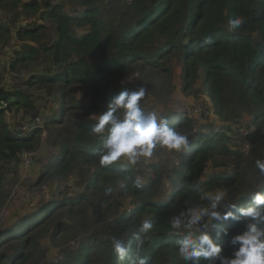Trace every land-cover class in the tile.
I'll return each instance as SVG.
<instances>
[{
  "label": "trees",
  "instance_id": "1",
  "mask_svg": "<svg viewBox=\"0 0 264 264\" xmlns=\"http://www.w3.org/2000/svg\"><path fill=\"white\" fill-rule=\"evenodd\" d=\"M76 2L77 9L70 12L58 0H0V77L28 72L24 89L0 88V187L8 167L40 147L44 128L56 131L53 144L58 149L46 170L63 177L75 172L86 177L82 193L52 201L0 232V241L15 239L19 245L14 252L1 254L0 264H28L44 238L63 242L73 229L75 208L84 204H92L93 214L105 221L96 249L80 246L64 263L52 264H135L137 258L146 264H185L177 256L179 237L171 228L172 217L187 208L207 207L210 202L202 199L206 192L236 188L243 175L228 169L229 164L246 159L232 147L234 130L229 122L248 118L254 128L247 135L252 143L264 131V0ZM112 3L117 10L108 6ZM235 17L245 23L230 32L228 21ZM175 57L185 88L200 80L198 90L220 124L194 128V137L178 153L179 164L168 187L155 197L154 179L142 182L141 188L135 185L140 162L100 165L98 151L107 126L103 135L91 134L89 128L96 122L91 115L106 112L121 91H133L125 82L129 73L149 70L170 75L169 60ZM31 89L50 100L57 98L58 107L42 125L35 123L24 132L9 124L5 113L34 110ZM76 89L86 102H79ZM165 117L169 127L181 133L193 129L181 114ZM262 181L251 193L232 196L227 205L246 207L252 193L264 191ZM144 220L153 227L139 233ZM243 229L241 221L229 219L214 222L208 231L223 255L231 256L235 251L231 237ZM224 230L228 234L217 237ZM113 236L129 249L123 261L112 248ZM138 239L143 240L139 247ZM200 264L209 262L201 258Z\"/></svg>",
  "mask_w": 264,
  "mask_h": 264
},
{
  "label": "rangeland",
  "instance_id": "2",
  "mask_svg": "<svg viewBox=\"0 0 264 264\" xmlns=\"http://www.w3.org/2000/svg\"><path fill=\"white\" fill-rule=\"evenodd\" d=\"M62 2L65 9L72 11L77 9L76 0H58ZM123 2L129 0H121ZM106 6V5H105ZM112 11L118 9V5L112 3L108 5ZM169 64L173 67L170 75L159 71H142L129 73L125 82L132 90L143 85L147 88L146 95L141 99L140 106L145 112H155L160 118L169 113L181 114L183 118L190 121L192 128L187 133H181L190 140L194 137L195 129H200L208 124L218 125L220 120L211 111L210 103L205 95L198 90L200 80L191 88L186 89L180 77V61L177 57L171 58ZM28 72L11 73L7 72L0 77V88H22ZM79 102H86L82 93L76 89L74 91ZM31 98L34 100L35 109L25 113L23 111H8L5 113L6 121L21 130L26 127L24 132H28L32 126L37 123L43 124L45 117L54 114V109L58 107L57 98L50 100L47 95L40 91L31 89ZM77 116H73L76 118ZM189 123V124H190ZM234 130L233 149L239 150L245 156V162L239 163L232 160L228 169L236 168L242 172V178L235 185L236 188H225L220 191L226 193L224 201L219 209L225 207L232 196H245L264 178L255 166L257 159H264V131L261 136L252 143L247 139V135L254 130L250 127L248 118L239 121L229 122ZM59 129V126L56 125ZM264 130V128H263ZM22 131V132H23ZM59 132V131H57ZM56 131L53 128H44L41 133L40 147L30 153H24L18 164H12L8 167L5 179L0 187V232H5L7 228L16 224L19 218L28 216L30 212L40 210L46 204L58 200L73 197L84 191L86 177L80 172H75L70 177L52 174L46 170V164L57 154L58 149L53 144ZM249 143V144H248ZM178 153L169 151L166 148H156L153 155L147 161L140 159V175L142 182L155 180L153 187L154 196H159L161 192L168 187L173 171L178 166ZM120 198L121 195L117 194ZM33 213V212H32ZM76 219L73 223V229L69 235L60 244L53 243L49 238H44L40 244L39 250L32 254L28 264H52L55 262L64 263L67 255L77 251L80 246H86L89 249H96V241L102 233L105 221L93 214V205L84 204L81 208L74 210ZM199 231V225L194 229ZM19 248L18 241L3 240L0 241V255L10 254ZM98 259V263H100Z\"/></svg>",
  "mask_w": 264,
  "mask_h": 264
},
{
  "label": "clouds",
  "instance_id": "3",
  "mask_svg": "<svg viewBox=\"0 0 264 264\" xmlns=\"http://www.w3.org/2000/svg\"><path fill=\"white\" fill-rule=\"evenodd\" d=\"M244 23L242 17L231 18L228 30L233 32ZM146 92L147 88L143 85L133 91H121L112 98L106 112L91 115L96 121L89 128L91 134L103 135L107 126V136L98 151L101 166L120 161H126V166H135L141 158L145 161L151 158L158 147L180 152L188 145V137L169 127L166 117L159 118L155 112H145L141 108L139 102ZM255 166L264 174V159H257ZM135 185L137 188L143 187L140 177L135 179ZM225 196L224 191L206 192L202 199L210 202L207 207L187 208L172 217L171 228L179 237L175 241L177 256L185 264H200L201 258L209 264H264V191L252 193L251 203L246 207L237 209L235 204H228L221 212L218 209ZM229 219L241 221L244 229L231 237L230 243L235 251L231 256H225L222 246L208 228L214 222ZM198 225L199 235H196L194 229ZM152 227L150 220H144L138 232L147 233ZM221 234L227 235V230L218 232L217 237ZM111 243L118 260L123 261L128 247L115 236L111 238ZM142 244L143 240L138 239L137 246ZM135 264H146V260L137 258Z\"/></svg>",
  "mask_w": 264,
  "mask_h": 264
},
{
  "label": "built area",
  "instance_id": "4",
  "mask_svg": "<svg viewBox=\"0 0 264 264\" xmlns=\"http://www.w3.org/2000/svg\"><path fill=\"white\" fill-rule=\"evenodd\" d=\"M3 102L0 100V108L2 107ZM26 127H22L21 130H25ZM249 144V143H248Z\"/></svg>",
  "mask_w": 264,
  "mask_h": 264
}]
</instances>
